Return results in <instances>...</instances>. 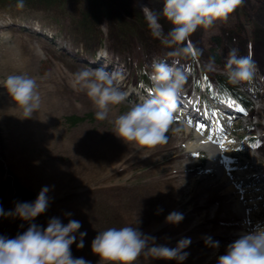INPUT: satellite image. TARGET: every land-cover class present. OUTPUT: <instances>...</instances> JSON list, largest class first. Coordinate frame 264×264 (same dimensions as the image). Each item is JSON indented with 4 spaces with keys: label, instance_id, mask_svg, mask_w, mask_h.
I'll return each mask as SVG.
<instances>
[{
    "label": "rangeland",
    "instance_id": "374dc122",
    "mask_svg": "<svg viewBox=\"0 0 264 264\" xmlns=\"http://www.w3.org/2000/svg\"><path fill=\"white\" fill-rule=\"evenodd\" d=\"M58 1L23 0L20 7L21 0H0V208L14 212L17 203H32L42 188H49L44 213L31 222L0 215V235L14 238L30 223L47 227L51 218L65 225L77 220L81 228L73 233V258L104 264L91 250L98 232L135 226L139 220V230L155 237L157 245L175 248L183 238L191 243L183 249L188 255L181 262L142 254L135 264H217L228 244L264 226L260 212L237 207L246 196L234 173L250 151L227 144L225 133L214 142L218 149L211 162L208 149L190 145L197 135H210L208 123L199 116L209 110L213 121L220 103L205 87L210 92L209 76L214 73L227 77L230 50L247 56L250 47L255 62L253 78L237 84L244 93L258 78L264 81V0H243L227 21L198 27L181 45L190 42L196 55L180 58L169 56L173 49L153 35L142 11L146 6L160 14L163 0ZM159 23L165 34L173 27L162 15ZM174 59H179L176 66L187 78L177 102L179 111L166 134L168 142L153 148L126 143L114 133L113 121L146 98L149 90L140 84L135 64L151 74L153 61ZM85 69L122 73L120 90L128 95L109 106L104 120L97 118L86 91L72 87L75 74ZM9 75L36 81L40 107L31 117H24L4 87ZM196 94L201 96L199 116L178 106L182 96L190 100ZM71 115L83 120L71 124ZM238 129L234 123L229 132L252 134L254 127ZM259 154L264 159L262 150ZM173 211L183 220L166 223ZM208 238L210 243L205 242ZM81 239L84 246L77 248ZM215 242L217 247L212 246Z\"/></svg>",
    "mask_w": 264,
    "mask_h": 264
},
{
    "label": "clouds",
    "instance_id": "9594fccd",
    "mask_svg": "<svg viewBox=\"0 0 264 264\" xmlns=\"http://www.w3.org/2000/svg\"><path fill=\"white\" fill-rule=\"evenodd\" d=\"M243 0H163L160 14L143 7L145 19L153 35L160 39L166 47L172 48V57L195 56L192 44L181 46L198 27L209 28L217 20L227 21ZM23 7V0L20 2ZM162 15L173 27L165 34L159 23ZM179 59L173 64L153 61V71L150 74L152 87L141 102L133 104L128 111L119 115L113 121L114 133L126 143H132L140 148H153L166 144V135L174 123V113L177 110L183 84L186 80L185 71L177 67ZM228 80L234 84L250 81L256 71L255 62L251 56H238L237 50L229 52L226 65ZM123 79L119 71L106 72L103 69L82 70L75 74L72 87L86 91L87 96L95 105L96 116L104 120L108 116L110 105H118L125 101L128 93L120 90ZM4 87L12 100L24 112V117H31L40 107V96L34 79L24 75H9ZM177 133L180 128L174 129ZM48 187L41 189L32 203H17L14 212L0 215L18 216L24 221H33L44 213L48 207ZM162 211V209H161ZM70 215V214H69ZM183 220V215L176 211L169 213L166 223L176 224ZM135 226L110 227L99 231L91 242L92 252L104 261V264H135V261L146 254L157 259L176 260L181 262L188 253L183 249L191 243L189 238L178 241L175 248L155 244V237L148 236ZM81 228L77 220H69L65 225L58 218H51L47 227L30 223L22 234L14 238L0 235V264H89L83 258H73L71 245L76 241L73 235ZM81 237L86 232L80 233ZM211 238L206 240L210 243ZM83 240L77 244L82 248ZM213 247L218 242L212 243ZM217 264H264V226H256L226 247L225 254L217 258Z\"/></svg>",
    "mask_w": 264,
    "mask_h": 264
},
{
    "label": "trees",
    "instance_id": "16d2710c",
    "mask_svg": "<svg viewBox=\"0 0 264 264\" xmlns=\"http://www.w3.org/2000/svg\"><path fill=\"white\" fill-rule=\"evenodd\" d=\"M53 1H57V0H53ZM95 3H98V0H94ZM58 3L62 5V0L58 1ZM98 5V4H97ZM99 7V6H98ZM102 11V10H99ZM90 19H92L93 17L90 16ZM88 33V32H87ZM214 60L218 61V57L214 54ZM137 66H139L138 69V74L140 75V80L145 82L149 81V79L146 77V69L144 68L143 65L141 64H137ZM212 81L214 84V88H215V93L214 96L219 97V98H230V99H234L235 101H239L245 105H247V101L244 99V97L242 96V94L236 89V87L234 86V84H232L227 77L216 73L212 76ZM67 119H69L71 124H75L81 120H83V117L81 116H77V115H71L69 116Z\"/></svg>",
    "mask_w": 264,
    "mask_h": 264
},
{
    "label": "bare ground",
    "instance_id": "6f19581e",
    "mask_svg": "<svg viewBox=\"0 0 264 264\" xmlns=\"http://www.w3.org/2000/svg\"><path fill=\"white\" fill-rule=\"evenodd\" d=\"M226 108L228 109L230 107L228 106ZM221 109L225 110L224 107H222ZM222 110H220V111H222ZM176 112H177V110H176ZM204 115H205L204 120H208L210 125H212L210 135L208 134V137H206V138H205V134H201V135H203V137L200 134L197 135L198 137H197L196 141L194 143H192V145H190V146L195 147V146L199 145V147H201V148L208 149L209 150L208 153L210 156V162H211L212 159H214L216 157L217 149H218V146H216L214 142L217 140V137L221 135V132H222L223 128L225 127V122L222 121V119L219 118L218 115L216 118L217 121H214V120L212 121L211 116H210L208 111H205ZM236 175H237V173H236Z\"/></svg>",
    "mask_w": 264,
    "mask_h": 264
},
{
    "label": "snow or ice",
    "instance_id": "6c2138e0",
    "mask_svg": "<svg viewBox=\"0 0 264 264\" xmlns=\"http://www.w3.org/2000/svg\"><path fill=\"white\" fill-rule=\"evenodd\" d=\"M240 111H243V109H240ZM189 123H191V121H189Z\"/></svg>",
    "mask_w": 264,
    "mask_h": 264
}]
</instances>
